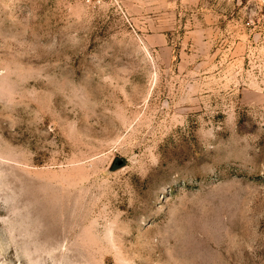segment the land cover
Returning a JSON list of instances; mask_svg holds the SVG:
<instances>
[{
	"label": "rangeland",
	"instance_id": "obj_1",
	"mask_svg": "<svg viewBox=\"0 0 264 264\" xmlns=\"http://www.w3.org/2000/svg\"><path fill=\"white\" fill-rule=\"evenodd\" d=\"M0 264H264V0H0Z\"/></svg>",
	"mask_w": 264,
	"mask_h": 264
}]
</instances>
